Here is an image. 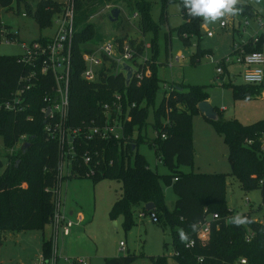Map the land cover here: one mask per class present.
Returning <instances> with one entry per match:
<instances>
[{
	"label": "trees",
	"instance_id": "obj_1",
	"mask_svg": "<svg viewBox=\"0 0 264 264\" xmlns=\"http://www.w3.org/2000/svg\"><path fill=\"white\" fill-rule=\"evenodd\" d=\"M13 1L16 7L24 3L40 28L48 26L53 13L61 10V5L54 0H38L33 11L28 1L0 0V9H10ZM92 1L74 0L75 16L76 10ZM128 4H132L137 11L138 29L141 34L155 27L149 15L148 1L134 0ZM178 4L183 22L174 30L184 43H188L191 36H197L199 39V23L202 18L189 16L182 6V0H178ZM237 9L241 16L256 17L249 4L239 5ZM163 17L165 11L161 18ZM1 24L0 21V36L3 33ZM94 35L95 31L90 24L75 27L71 41L67 125L77 128L92 119L100 123L103 118L101 104L110 103L115 93L121 94L124 109L131 103H134L135 107L129 109V119L125 122L121 140L100 143L83 138L77 140V162L85 150L97 149L103 152L101 155L104 163L98 167L95 175L87 176L88 166L83 163L78 166L75 163L64 180L71 177H91L96 181L111 177L118 181L121 184V194L113 201L109 216L114 220L121 215L124 228L132 225L137 209L138 214L141 211L149 212L144 210V204L152 202L158 221L167 224L171 230L174 251L178 253L173 255L174 264H241V258L245 259L243 264H264V222L254 220L250 213L242 215L244 222L240 224L232 223L231 218L226 222L221 216L229 214L224 203L225 175L178 171L179 165L192 162L191 120L193 114L199 112L197 103L207 99L202 87L173 84L174 89L167 91L158 105L153 107L152 127L157 135H154L149 144L158 147V159L168 168L165 180L171 182L175 194L174 209L168 212L165 209L160 175L137 153V145L142 142L140 130L146 125L147 106L154 104V95L159 88L155 65L150 66L156 45L150 42L148 55L142 38L127 35L115 38L118 46L123 42L127 43L130 50L128 62L137 72H141L142 76L134 75L126 86L123 72H112L110 68L102 67L96 80L88 82L81 77L84 68L82 53L85 51L81 44L94 38ZM15 36L10 35V40H14ZM44 39L46 37L39 40ZM207 53L209 52L201 51L196 45V52L191 55L190 61L196 63L201 55ZM17 57L0 55V105L12 98V94L21 84V78L30 73V67L18 61ZM146 69L149 73H145ZM43 78L45 79L41 78L39 81L31 80V87L25 93L19 110L0 107V141L4 151V154L0 153V232L8 229H43L50 223L53 212L52 188L56 185L59 148L58 143L50 139L44 129L46 119L42 109L46 105L45 98L52 96L53 91L51 77ZM176 86L181 87V90H176ZM262 89L259 85H231L232 96L236 99L252 97ZM211 121L228 146L230 176L237 179L240 188L245 192L259 189L261 204L264 206V152L260 150L264 119L242 124L236 119L224 120L218 116L216 120ZM134 128L137 129L135 136ZM162 133L165 138H160ZM22 135L25 138L21 145H18ZM246 140H251V144H246ZM25 142L29 144L23 147ZM134 150L136 154L131 161ZM109 159L112 163H108ZM212 213H217L218 218L211 222L209 240L201 243L196 239L198 223ZM222 232L229 233L234 239L235 246L227 252H220L218 249L217 233ZM247 232L252 233L249 240H246ZM189 239H194V245L187 249L184 242ZM50 244V236L42 238L41 251L45 255L50 252ZM135 259L133 254L111 256L104 258V264H131ZM151 259L154 257L151 256ZM155 263L165 264V258H158ZM72 264L76 262L73 261Z\"/></svg>",
	"mask_w": 264,
	"mask_h": 264
},
{
	"label": "rangeland",
	"instance_id": "obj_2",
	"mask_svg": "<svg viewBox=\"0 0 264 264\" xmlns=\"http://www.w3.org/2000/svg\"><path fill=\"white\" fill-rule=\"evenodd\" d=\"M38 0H30L31 11ZM59 6L65 0H54ZM134 0H93L76 10L75 27L90 24L95 31V37L81 44L85 50H95L100 43L114 44V39L122 36L142 38L146 46V54L150 55L149 45L154 42L156 51L150 59V66L155 65L159 88L154 95V104L147 106L145 127L140 130L142 142L137 145V153L145 163L160 175V185L163 190L165 209H174L175 194L171 182L165 180L168 168L158 159L160 152L157 146L149 144L154 139L152 123L153 107L158 105L162 96L171 84L198 85L206 93L207 100L224 120L236 119L242 124H250L264 119V97L261 90L258 94L236 99L232 96L231 85H245L241 76V67L237 64L220 62L222 58H233L232 42L247 39L255 31H259L257 19L264 20V0H236L234 5L249 4L256 17L225 14L216 21H205L202 17L199 23V39L189 37L184 43L174 30L183 22L182 11L178 0H145L150 3V18L155 27L145 34L138 29L137 11L132 3ZM140 1V0H139ZM165 2V6H164ZM120 10L118 20L109 21L107 12L111 8ZM24 3L16 7L15 1L10 9H0V21L3 33L0 36V55L16 56L21 54L19 42L29 43L32 40L52 35L59 15L53 13L50 24L40 28L33 15L29 13ZM87 10V11H85ZM163 11V12H162ZM165 11V17L161 18ZM25 13V15H22ZM248 26L241 27L244 21ZM224 21L225 25L220 26ZM234 24L232 25V22ZM211 32L207 36V32ZM8 33V34H7ZM10 33V34H9ZM10 35H16L10 40ZM168 37V40L166 41ZM196 45L201 51L209 53L201 55L198 62L190 61L196 52ZM264 52V48H263ZM221 66L222 74H217L215 68ZM232 75V76H231ZM191 135L193 158L191 164L179 165L181 173H222L225 175L224 203L229 214H222L226 222L232 217H242L250 213L264 222V206L261 204L260 190L243 191L237 179L230 176L231 166L228 161V146L211 120L199 112L193 114L191 120ZM137 129H133V136ZM22 141L18 142L21 145ZM156 150V151H155ZM0 153L4 154L1 148ZM133 151L131 161L135 157ZM5 162V160H3ZM67 197L82 212L84 223H78L69 236L59 237L54 264H72L73 261L84 259L87 264H104V258L133 254L136 259L131 264H156L158 258H165V264H174L172 233L167 224L153 223L147 216L138 217V209L133 216L131 226L123 227V217L117 216L114 221L109 216L113 201L121 194V184L111 177L93 181L91 177L69 178ZM66 181L62 184L61 201L64 200ZM142 213L144 211H141ZM73 224L74 219L69 218ZM50 225L43 229L19 230L8 229L0 232V264H36L41 252L42 238L49 237ZM205 236L203 242L209 240ZM217 243L220 252H227L235 246L234 239L227 232L217 233ZM122 243L123 246L119 245ZM123 247V249L121 248ZM151 256L154 259H151ZM46 262H49L46 260ZM76 262V261H75Z\"/></svg>",
	"mask_w": 264,
	"mask_h": 264
},
{
	"label": "built area",
	"instance_id": "obj_3",
	"mask_svg": "<svg viewBox=\"0 0 264 264\" xmlns=\"http://www.w3.org/2000/svg\"><path fill=\"white\" fill-rule=\"evenodd\" d=\"M30 1V0H25ZM25 15V13H22ZM74 0H65L61 4V10L56 20L55 31L52 35L47 36L44 40H32L29 43L20 41L21 54L17 55V60L22 64L30 67V73L21 78V84L12 94L10 100L2 102L0 107L6 110H19L21 102L27 90L31 87V80L45 79L51 77V87L53 95L46 97V105L42 109L46 123L44 129L50 139L58 143L59 153L57 162L56 185L52 188L53 193V212L50 218V252L45 255L38 256L36 264H54L57 252V240L59 237L67 236L70 233V228L73 222L66 218L63 214V202L61 201L62 184L66 181L67 176L75 163L79 166L85 164L88 166L87 176L95 175L98 167L102 164V151L97 149L85 150L80 155V161L76 160L77 140L83 138L87 141L100 143L104 141H119L123 138L125 122L129 119V109L135 107L134 103L127 105L124 109L121 94L115 93L113 100L109 103L101 104L100 110L103 116L99 123L92 119L89 123H82L77 128H70L67 125L68 114V96H69V77L71 71V41L74 34ZM234 21L232 22V25ZM248 21H244L241 30L244 26H248ZM257 24L260 27L259 31H255L250 37L245 40L232 42L231 54L233 58L225 57L220 62L237 64L241 67V76L245 84L259 85L263 89L264 97V20L257 19ZM225 25L224 21L220 22V26ZM212 33H206L210 36ZM130 50L126 42L118 46L114 44L102 42L95 50H85L82 53L84 68L81 77L93 82L98 77L100 69L110 68L112 72L120 71L122 62H128ZM112 64V65H111ZM133 67V66H132ZM135 70L136 68L133 67ZM217 74L223 73V68L218 66L215 68ZM145 73H149L146 69ZM135 76H142L141 72L135 71ZM174 89L173 84L168 86V91ZM49 108L45 116L46 110ZM154 135H157L154 133ZM25 136H21L23 142ZM160 138H165V134H160ZM246 144H251V140H246ZM19 145V144H18ZM260 150L264 152V132L260 136ZM112 163V160H108ZM76 165V166H77ZM147 216L148 219L157 223L158 219L153 211L147 213L140 212L139 218ZM217 213L208 214L198 223L196 231V239L203 242L205 236L209 235L210 225L214 219H217ZM252 233L247 232L246 240H249ZM119 245L123 246L120 242ZM194 245V239L185 240L184 247L191 248ZM123 249V247H121ZM176 251L173 255H177ZM49 262H46L48 260ZM76 264H87L86 260H75ZM241 264L245 263V259L239 260Z\"/></svg>",
	"mask_w": 264,
	"mask_h": 264
},
{
	"label": "clouds",
	"instance_id": "obj_4",
	"mask_svg": "<svg viewBox=\"0 0 264 264\" xmlns=\"http://www.w3.org/2000/svg\"><path fill=\"white\" fill-rule=\"evenodd\" d=\"M236 0H182V6L191 17H202L205 21H216L225 14L235 15L238 11L234 7ZM234 224L243 223L239 216L232 217Z\"/></svg>",
	"mask_w": 264,
	"mask_h": 264
},
{
	"label": "water",
	"instance_id": "obj_5",
	"mask_svg": "<svg viewBox=\"0 0 264 264\" xmlns=\"http://www.w3.org/2000/svg\"><path fill=\"white\" fill-rule=\"evenodd\" d=\"M119 12H120V10L118 8H116V7L111 8L107 12V18L109 19V21H111V22L117 21L118 17H119ZM120 71L123 72L124 77H125V85L128 86L131 79L133 78L136 70L127 62H122ZM175 88H176V90H181V87H179V86H176ZM196 107H197L199 113L203 117H205L206 119H208V120H216L217 119V117H218L217 113L214 110V108L211 106V104L208 102L207 99L198 102ZM48 111H49V108H47L45 116L48 113ZM28 144H29L28 142H25L22 146L26 147V146H28ZM144 210L145 211H153L154 210V204L152 202H148V203L144 204ZM112 222L115 223L114 220H112Z\"/></svg>",
	"mask_w": 264,
	"mask_h": 264
},
{
	"label": "crops",
	"instance_id": "obj_6",
	"mask_svg": "<svg viewBox=\"0 0 264 264\" xmlns=\"http://www.w3.org/2000/svg\"><path fill=\"white\" fill-rule=\"evenodd\" d=\"M50 36V35H49ZM147 46V45H146ZM232 76V75H231ZM70 182H72L70 179L66 180V190L64 191V200H63V214L66 218H73L74 224L70 228V231L78 225V223H84V217L81 211L77 209V207L72 203L71 199L69 200V197H67V188L69 187ZM255 219L257 217H254ZM69 236V235H68ZM64 237L67 236H62ZM111 257V256H110Z\"/></svg>",
	"mask_w": 264,
	"mask_h": 264
}]
</instances>
